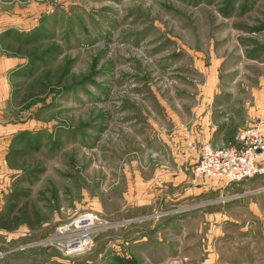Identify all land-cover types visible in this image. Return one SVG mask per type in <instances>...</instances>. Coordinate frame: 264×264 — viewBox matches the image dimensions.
<instances>
[{"label":"rangeland","instance_id":"obj_1","mask_svg":"<svg viewBox=\"0 0 264 264\" xmlns=\"http://www.w3.org/2000/svg\"><path fill=\"white\" fill-rule=\"evenodd\" d=\"M255 124L264 0H0V264H264V176L193 174Z\"/></svg>","mask_w":264,"mask_h":264},{"label":"built area","instance_id":"obj_2","mask_svg":"<svg viewBox=\"0 0 264 264\" xmlns=\"http://www.w3.org/2000/svg\"><path fill=\"white\" fill-rule=\"evenodd\" d=\"M236 142L237 146H223L219 149L210 144L204 145L193 170L194 177L197 180L227 179L240 182L264 176V127L255 124L244 129L237 136ZM103 223L91 215L80 218L75 224L86 229L83 232L85 235L80 240H67L64 245L72 251L82 250L95 234L91 228L102 227ZM68 230L67 227L62 229L56 237L65 235Z\"/></svg>","mask_w":264,"mask_h":264},{"label":"trees","instance_id":"obj_3","mask_svg":"<svg viewBox=\"0 0 264 264\" xmlns=\"http://www.w3.org/2000/svg\"><path fill=\"white\" fill-rule=\"evenodd\" d=\"M7 217L0 218V230L13 231L21 221L19 217L13 215L12 210L6 214Z\"/></svg>","mask_w":264,"mask_h":264},{"label":"crops","instance_id":"obj_4","mask_svg":"<svg viewBox=\"0 0 264 264\" xmlns=\"http://www.w3.org/2000/svg\"><path fill=\"white\" fill-rule=\"evenodd\" d=\"M210 140H212V139H210ZM212 141H214V140H212ZM211 145H213L215 148H221V147H223V146H218V144H216V142H209ZM260 222L262 223V224H264V220H260ZM207 253H208V256L209 257H213V249L211 248V249H209L208 251H206ZM187 257V256H186ZM137 260V262H138V264H139V261H140V259H136Z\"/></svg>","mask_w":264,"mask_h":264},{"label":"bare ground","instance_id":"obj_5","mask_svg":"<svg viewBox=\"0 0 264 264\" xmlns=\"http://www.w3.org/2000/svg\"><path fill=\"white\" fill-rule=\"evenodd\" d=\"M80 231V230H79ZM94 236H95V234H94ZM73 238V237H72ZM92 240V239H91Z\"/></svg>","mask_w":264,"mask_h":264}]
</instances>
